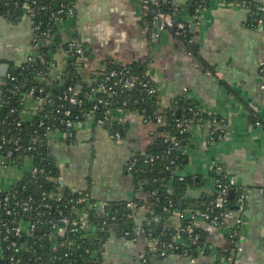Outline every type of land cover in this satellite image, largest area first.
Here are the masks:
<instances>
[{
  "label": "crops",
  "instance_id": "1",
  "mask_svg": "<svg viewBox=\"0 0 264 264\" xmlns=\"http://www.w3.org/2000/svg\"><path fill=\"white\" fill-rule=\"evenodd\" d=\"M151 1L177 9L183 17L197 0ZM201 1L207 5L198 22L188 25L185 40L164 31L152 47L157 101L162 111L184 96L201 113L222 122L217 128L223 134L216 141L211 140L209 120L188 122L183 146L186 160L180 172L196 182L187 188L190 198L214 195L213 170L238 179L248 189L246 212L236 237L241 251L236 250L229 227L205 222L200 223L205 245L194 259L180 253L148 256L142 237L121 238L113 228L103 251L105 264H233L228 260L232 254L236 264H264V88L260 69L264 62V23L240 6L220 0ZM252 1L264 6V0ZM74 10V16L60 24L53 53L58 69L66 66L72 41L84 52L78 64L88 85L105 67V60L120 65L144 62L151 45L138 0H76ZM32 29V21L24 16L13 21L0 15V89L13 68L29 62ZM34 105L33 100L26 99V112L33 111ZM123 123L124 136L117 142L111 140L106 128L95 127L90 121L77 129L71 141L54 133L49 146L63 186L89 190L94 200L105 203L130 201L136 196L146 201L145 195L135 193L127 166L133 156L146 152L157 125L133 113H126ZM33 166L31 160L8 168L0 165V194L11 190ZM146 213L145 207L139 209L140 221ZM173 225L179 221L173 219ZM2 257L0 249V264Z\"/></svg>",
  "mask_w": 264,
  "mask_h": 264
},
{
  "label": "trees",
  "instance_id": "2",
  "mask_svg": "<svg viewBox=\"0 0 264 264\" xmlns=\"http://www.w3.org/2000/svg\"><path fill=\"white\" fill-rule=\"evenodd\" d=\"M75 2L76 0H0V15L13 21L21 20L26 12L24 5H29L35 11V14L31 16L33 25L41 26L42 32L46 33L53 41L52 46H47L43 43L36 50H33V60L20 67L13 68L1 85L0 145L2 148L0 149V156L6 161L8 166L22 165L27 159L31 160L38 170L35 173H26L22 180L11 188L9 194L11 198L15 199L22 200L33 197L39 200L42 193H44V196H48L51 192L60 188L64 193V200L60 203H53V205L66 211L69 210L71 204H75L78 194L73 192L71 188L61 185L59 169L50 151V132L56 128H63V125L58 122L56 111L64 106L73 111V117L81 121L84 120L86 114L92 110V103L87 99L88 93L102 80L104 72H109L122 66L112 62L110 59L105 60V71H98L93 76L92 83L88 85L82 80L79 72V57L74 54L68 44L70 55L63 69V82L60 83L49 74L50 70L54 66L56 67L53 53L59 38L60 24L68 17L67 15L60 16L57 12L62 5L73 7ZM252 4L254 5L255 2L252 1ZM206 5L207 2L203 3L201 0L191 3L188 8L189 15H195V11L199 6L204 7ZM153 8H158L174 14L179 19L181 18V14H179L177 9L172 10V8L169 9L167 6H158L156 4ZM144 20L147 23L149 18L144 17ZM181 38L185 40V36ZM39 41L40 39L37 37L36 40H33V45ZM144 64L143 62L128 66L133 70L143 71ZM40 71H43L45 76L42 82L37 78ZM70 86L78 88L80 97L84 99L83 106L76 110H73L72 106L62 99L64 92ZM40 87L45 90L43 94L36 93ZM32 90H35V97L44 96L49 99L42 110L35 116L24 114V99ZM128 98L131 99L129 101L130 108H138L140 111L145 110L146 122L157 125L155 132L152 134V143L145 153H138L134 156L139 161L127 173L133 179L135 193H142L146 197V201L138 198V196L133 199L140 207L146 208L145 219L137 221L132 216V213L127 209L128 201L107 202L110 210L108 216H96L93 212H89L90 224L98 228L103 227L104 230H99L97 237L88 239L83 238L82 234L80 237L79 234L76 235L75 239L80 248L74 249V254L69 260L61 263L62 261L59 259L61 252L52 250L46 237L36 235L34 238L23 239L31 247L29 252L18 251L17 249L6 251L5 259L1 261V264H9L11 255L16 257L18 261L16 264H102L101 253L104 251L105 244L113 228L116 229L119 237L131 239L135 236L136 228L141 227L145 231L144 238H154L160 241L158 244V252H160L164 245L174 242L178 228L185 227L189 222V215L187 214L184 220L177 219L179 225L174 226L173 219H175L174 216L177 211H183L188 208L202 209L214 199V195L210 194H204L199 198L187 197V188L192 184H196L195 180L186 178L184 181H180L175 176L176 172H180L185 165L186 155L181 150V147L185 145L187 137L185 131L181 132L177 128L176 120H180L186 126L194 118L208 121L214 117L201 113L200 108L184 96L176 98L172 107L162 111L159 110L157 95L148 97L135 90L127 91L120 96L121 102ZM141 98H144V101ZM135 101H137V104L134 103ZM188 108H193L194 111H189ZM96 113L101 116L103 109L96 111ZM159 116L167 122V126H159L156 123V119ZM41 122L44 123L43 126L40 125ZM218 124H222L219 119ZM124 126V123L113 122L107 128H109L111 133L119 131L123 138ZM165 134L175 135L180 141V148H177L172 143L165 144ZM222 134V129L216 130L213 139L215 141L220 140ZM67 140L71 141L72 139ZM9 152H12V154L9 155ZM145 156L155 157L156 159L153 164H146L144 163ZM210 177L213 179L224 178L222 175H218L216 170L210 173ZM169 188L172 189V192L168 191ZM38 194L40 195L38 196ZM236 199L237 195L233 193V196L229 198L228 208L230 210L235 209ZM66 200L70 202L69 205H67ZM170 202L172 206L169 205ZM80 206L82 207L83 205ZM2 217L3 215L0 212V219ZM113 217L115 219L112 220ZM196 231L201 236L200 244L195 245L189 242L184 248L190 258H195L199 255L205 245L202 229L199 227ZM127 232L130 235H126ZM21 242L22 240L18 239V243L20 244ZM5 245L4 243V247ZM181 250L183 252V249Z\"/></svg>",
  "mask_w": 264,
  "mask_h": 264
},
{
  "label": "built area",
  "instance_id": "3",
  "mask_svg": "<svg viewBox=\"0 0 264 264\" xmlns=\"http://www.w3.org/2000/svg\"><path fill=\"white\" fill-rule=\"evenodd\" d=\"M141 11L144 17H148L147 22L148 26V41L151 45V49L148 55L144 59V69L143 71L133 70L128 65H122L118 69H113L109 72H104L105 67L102 68L104 75L102 80L94 87L90 93L87 95V99L92 103V110L86 114L84 120H78V118L73 117V111L65 108L64 106L57 109L56 113L58 116V122L63 125V128H56L52 130L49 134L51 138L54 133H60L64 139H70L74 137V133L77 129L82 126L84 123L90 121L95 127L106 128L109 132V136L113 141H120L122 135L119 131L111 133L107 126L111 125L113 122L123 123L124 116L126 113H133L136 116L140 117L146 121L145 110L140 111L138 108H130L129 101L131 99H126L121 102V94L127 91L138 90L141 94L148 97H153L157 95V88L155 85V79L153 75V58H152V47L160 38V35L164 31H170L175 38H181L185 35L188 30V25L191 22H198V15L203 11V7L199 6L195 15H189L185 13L180 19L177 18L174 14L162 11L160 9H155L154 3L151 0H138ZM221 2L228 5L240 6L242 8L248 9L250 14L253 16H258L261 18V22L264 23V6L260 4H252L251 0H220ZM26 9L24 17L31 20V16L35 14V11L29 6L24 5ZM75 13L74 6L66 7L61 6L57 14L67 15L68 17H73ZM260 22V23H261ZM33 40H36L39 37L40 43L36 42L33 45V50H36L39 45L45 44L51 46V39L47 36L46 33L42 32L41 26L33 25L32 29ZM70 48L74 51V54L78 57L83 55V50L77 45L76 41L69 43ZM33 60V56L30 57L29 62ZM261 78L263 80L264 88V62L261 64ZM56 80L60 83L63 82V69H58L53 67L50 72ZM209 75H215L218 78H221V73H212L208 72ZM9 76V74H8ZM38 80L42 82L45 78L44 72L40 71L37 76ZM45 92L43 87L38 88L36 91L37 94H43ZM30 99L34 102V110L30 112H25L26 115L35 116L40 110H42L44 104L49 101L43 97H35V90H32L24 100ZM62 99L68 103L70 106H76L80 108L84 104V99L80 97V91L74 86H70L64 92ZM144 101V98H141ZM134 103L137 104V101ZM2 102L0 97V108ZM103 109L101 116H98L96 111ZM189 111H194L193 108H188ZM199 114V113H196ZM156 123L159 126H167V122L162 119V117H157ZM193 121L200 122L201 119H193ZM177 128L181 132L187 131V125L184 126L180 120H176ZM210 130L211 140L214 141L213 136L219 128L218 119L212 118L208 121ZM43 122L40 123L43 126ZM1 137V136H0ZM4 141V138H3ZM165 144L172 143L177 148H180V141L178 138L171 134H165ZM2 146L0 145V149ZM183 151V147H181ZM184 152V151H183ZM12 152H9L11 155ZM185 154V153H184ZM155 157L145 156L144 163L153 164ZM158 159V157H157ZM28 161V159L26 160ZM139 159L134 157L129 161L127 166V171L132 170L135 165L138 163ZM0 165L3 167H9L6 161L0 156ZM35 166L32 167L30 173L37 172ZM175 176L178 177L180 181H184L187 177L181 172H176ZM214 199L209 202L208 205H204V208H188L183 211H177L174 218L175 219H185L187 214L189 215V222L185 227H179L178 232L175 235L174 242H170L167 245H164L162 251L158 252L159 240L154 238H144L143 235L145 231L138 227L135 231V236L131 239H136L142 237L146 242L148 256H162L165 257L171 253H180L183 256H187V252L184 248L188 245L189 242L193 244H200L201 236L196 231L200 227V223L206 222L216 227H229L230 238L234 239L235 247L237 251H241V246L236 240L237 232L240 230L243 224V217L246 212L247 201H248V189L244 187L238 179L227 178L223 179H214ZM11 191V190H9ZM9 191L3 192L0 194V212L3 217L0 219V249L3 252V257L1 261L5 259V252L17 249L18 251L22 250L29 252L31 247L26 241H23L24 238H34L36 235H41L46 237V240L49 242L50 248L54 251H60L61 255L59 259L62 261L69 260L74 254V249L80 248V245L77 243L76 235L82 234L83 238L97 237L99 230L102 231L104 228L97 227L90 224L89 212H93L96 216H108L110 214L109 205L107 202L97 201L93 199L92 193L89 190H73V192L78 194L75 204L69 206V210L56 208L53 203H60L64 200V193L60 188H57L55 191L51 192L48 196H44V193L40 195V199L36 200L33 197H28L27 199H18L11 198ZM169 192H172V189H168ZM230 192L236 193V205L234 210H230L229 198ZM67 205L70 204L66 200ZM80 205H83L82 207ZM172 206L171 202L169 204ZM80 207V208H79ZM142 208L135 200L128 201L127 209L132 213V216L137 221H140L137 213L139 209ZM219 211V213H217ZM115 217L112 218V220ZM105 224V222H104ZM48 230V231H47ZM130 235V233H126ZM185 236V237H184ZM18 239H21L22 242L19 244ZM4 243L6 244L4 247ZM183 249V252L182 250ZM88 251V250H87ZM203 251V249L201 250ZM182 252V253H181ZM102 255V264H105L103 252ZM190 258V257H188ZM41 259V257H40ZM194 259V258H193ZM71 260V259H70ZM230 263L236 264L234 255L232 254L228 258ZM18 261L16 257L11 255L9 259V264H16ZM59 263V264H61ZM50 264V263H46ZM55 264V263H53Z\"/></svg>",
  "mask_w": 264,
  "mask_h": 264
},
{
  "label": "water",
  "instance_id": "4",
  "mask_svg": "<svg viewBox=\"0 0 264 264\" xmlns=\"http://www.w3.org/2000/svg\"><path fill=\"white\" fill-rule=\"evenodd\" d=\"M190 28H193L194 29V26L193 25H191V27ZM185 37H187V36H185ZM7 67V66H6ZM6 67H4V68H2V70H6ZM1 76L3 77V78H5L6 77V74H1ZM73 108V110H76L77 108H76V106H73L72 107ZM60 183H61V185H63V181L62 180H60ZM40 194H38V196H39ZM230 196L232 197L233 196V192H230Z\"/></svg>",
  "mask_w": 264,
  "mask_h": 264
},
{
  "label": "rangeland",
  "instance_id": "5",
  "mask_svg": "<svg viewBox=\"0 0 264 264\" xmlns=\"http://www.w3.org/2000/svg\"><path fill=\"white\" fill-rule=\"evenodd\" d=\"M12 166H14V165H12ZM12 166H10V167H12Z\"/></svg>",
  "mask_w": 264,
  "mask_h": 264
}]
</instances>
